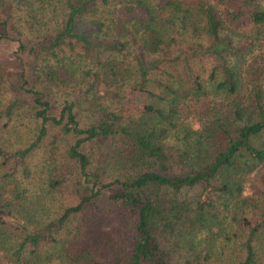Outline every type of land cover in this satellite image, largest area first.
Listing matches in <instances>:
<instances>
[{
	"label": "trees",
	"instance_id": "16d2710c",
	"mask_svg": "<svg viewBox=\"0 0 264 264\" xmlns=\"http://www.w3.org/2000/svg\"><path fill=\"white\" fill-rule=\"evenodd\" d=\"M4 94L0 264H264V0H0Z\"/></svg>",
	"mask_w": 264,
	"mask_h": 264
},
{
	"label": "rangeland",
	"instance_id": "374dc122",
	"mask_svg": "<svg viewBox=\"0 0 264 264\" xmlns=\"http://www.w3.org/2000/svg\"><path fill=\"white\" fill-rule=\"evenodd\" d=\"M8 95L4 94L3 96H0V107H2V105H4L7 101ZM206 102V101H205ZM205 102H201L199 104H204ZM198 104V105H199ZM207 105V104H206ZM208 107L207 106H200L198 107V111H202L205 112L207 111ZM21 112V111H20ZM188 112H190L188 118H190L192 120V123L196 122V113H195V109L194 108H189ZM13 122L11 120H9L11 123V129L9 127H6L5 130L0 129V143L4 144L6 146V148L15 150V149H19L23 146H25L23 143L26 141V139L28 138V136L31 135V128H30V124L31 122L26 120L25 118L21 117V123L17 122L19 119L18 115H13ZM4 122L3 119L0 120V127L2 126V123ZM53 132H55L54 130H48L47 131V136L44 138V140L42 141V143L39 144V146L37 148H34L31 153L26 157V159L24 160L25 162V166L27 167V171L29 173V175L26 177V179H24L22 172L20 171V167L19 165H17L15 172L12 175H8L10 177H14V180L16 181L17 184V190L22 192L21 188L22 186H26V192L27 194H32V192H36L38 187H43L44 191L42 193L43 197H47V199L49 200L48 196L45 195V190L48 189L46 182L42 183V181H44V178L46 176L47 170L51 169L53 165L58 164L61 161L60 155L56 161L53 160L51 161L50 158H52L54 156V146H56L57 143V139L56 137H54ZM62 142V141H60ZM64 149V143L59 144V152H62ZM57 151V150H56ZM11 160V159H10ZM10 164V161L8 162V165ZM12 164V161H11ZM3 168L1 165V161H0V173H2ZM56 176V174H55ZM9 183L11 184L13 181L11 180V178H8ZM246 186V190L245 192H249L247 186H250L248 183L245 184ZM63 191V190H62ZM62 191L60 190H56L53 194V199H52V203L54 205H56L58 203V200H65L67 199V196L65 193H62ZM50 202V201H49ZM49 202H47L45 204V207H49ZM227 236H229L230 239H232V236L230 233L226 234ZM219 242L218 244H220V253L224 254L225 256L231 257L232 254H234V249L238 248V240H225L223 236L219 237ZM217 244V243H216ZM259 247V245H258Z\"/></svg>",
	"mask_w": 264,
	"mask_h": 264
}]
</instances>
